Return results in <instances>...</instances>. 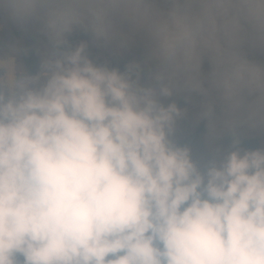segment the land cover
I'll list each match as a JSON object with an SVG mask.
<instances>
[{
	"label": "clouds",
	"instance_id": "1",
	"mask_svg": "<svg viewBox=\"0 0 264 264\" xmlns=\"http://www.w3.org/2000/svg\"><path fill=\"white\" fill-rule=\"evenodd\" d=\"M6 21L45 40L0 41V264H264V0H0ZM137 34L141 59L90 54ZM178 93L204 98L203 151Z\"/></svg>",
	"mask_w": 264,
	"mask_h": 264
},
{
	"label": "rangeland",
	"instance_id": "2",
	"mask_svg": "<svg viewBox=\"0 0 264 264\" xmlns=\"http://www.w3.org/2000/svg\"><path fill=\"white\" fill-rule=\"evenodd\" d=\"M14 25L11 22H5V27L2 31H0V37L7 38L9 41H18L22 44V39L19 37L13 36V29ZM45 38L43 36L40 37L38 43L43 44ZM93 52H103V53H111L115 55L117 59L122 58H143L146 51V40L142 34H137L134 38L133 42L126 50L120 52H113L110 49H104L97 47L95 45H90ZM182 93H178L174 98L179 101ZM204 98L198 102H192L190 106L184 107L186 108L185 116L182 120L178 122V137L185 138L186 136L190 135L191 133L195 132L200 124L203 122V118L200 117V113L202 111ZM219 110V109H218ZM208 129L202 131L197 138V140L193 143L194 146L197 148L198 151L205 150V143L204 137L206 136ZM220 144L226 145L228 143V137L225 135L217 141Z\"/></svg>",
	"mask_w": 264,
	"mask_h": 264
},
{
	"label": "trees",
	"instance_id": "3",
	"mask_svg": "<svg viewBox=\"0 0 264 264\" xmlns=\"http://www.w3.org/2000/svg\"><path fill=\"white\" fill-rule=\"evenodd\" d=\"M13 36L15 37H19L22 39V44L25 46H32L34 44H37L39 39H40V35H38L34 30L28 31V32H24L21 31L20 29H18L16 26L13 29ZM88 38L86 36V34L82 33V32H76L74 33L70 39L73 42L79 41L80 39H86ZM0 41H3L5 43L8 42L7 38H2L0 37ZM90 54L93 55L96 58H99L101 60L107 59L109 60L113 65H119V66H123L124 63H126L129 59H133L131 57L128 58H122V59H117L115 57V55L111 54V53H103V52H93L92 48L90 46ZM37 57L34 54H30L27 58H26V63L28 64H35L37 61ZM137 59H141V58H137ZM209 65L207 64V62H205L204 65V69L205 71L208 70ZM147 72H148V68L146 67L145 69V76H147ZM186 93H182L181 97L179 98L178 103L181 105V107H188L190 106V104L192 102H198L201 101V99L203 98L202 96H200L197 93H192L190 96H187ZM207 129V121L205 119H203V122L200 124L199 128L191 133L190 135L186 136L185 138H180L181 140H190L192 143H194L197 138L199 137L200 133L204 130ZM261 140V137L259 135H249L246 137L245 139V143L248 144L249 146H257L259 144Z\"/></svg>",
	"mask_w": 264,
	"mask_h": 264
}]
</instances>
